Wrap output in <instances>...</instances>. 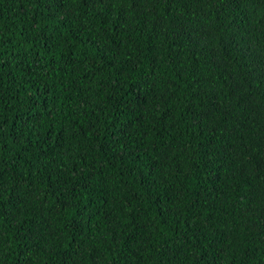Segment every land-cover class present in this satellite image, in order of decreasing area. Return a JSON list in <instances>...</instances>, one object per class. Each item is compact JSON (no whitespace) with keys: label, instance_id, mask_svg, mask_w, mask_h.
Returning a JSON list of instances; mask_svg holds the SVG:
<instances>
[{"label":"trees","instance_id":"obj_1","mask_svg":"<svg viewBox=\"0 0 264 264\" xmlns=\"http://www.w3.org/2000/svg\"><path fill=\"white\" fill-rule=\"evenodd\" d=\"M0 264H264V0H0Z\"/></svg>","mask_w":264,"mask_h":264}]
</instances>
